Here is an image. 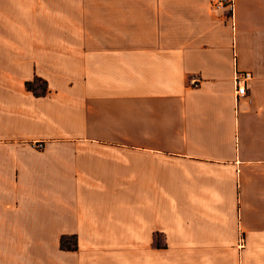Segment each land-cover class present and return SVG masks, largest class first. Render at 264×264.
<instances>
[{
    "label": "crops",
    "instance_id": "obj_1",
    "mask_svg": "<svg viewBox=\"0 0 264 264\" xmlns=\"http://www.w3.org/2000/svg\"><path fill=\"white\" fill-rule=\"evenodd\" d=\"M0 264H264V0H0Z\"/></svg>",
    "mask_w": 264,
    "mask_h": 264
},
{
    "label": "built area",
    "instance_id": "obj_2",
    "mask_svg": "<svg viewBox=\"0 0 264 264\" xmlns=\"http://www.w3.org/2000/svg\"><path fill=\"white\" fill-rule=\"evenodd\" d=\"M212 9H222L232 16L233 0H209ZM253 79L250 71H235L232 77L233 93L235 99L244 97L247 94L251 81Z\"/></svg>",
    "mask_w": 264,
    "mask_h": 264
},
{
    "label": "trees",
    "instance_id": "obj_3",
    "mask_svg": "<svg viewBox=\"0 0 264 264\" xmlns=\"http://www.w3.org/2000/svg\"><path fill=\"white\" fill-rule=\"evenodd\" d=\"M26 86H27L28 88L31 87V85L28 84V83H27ZM64 239H65V238L63 237V238H61V240H60L61 246L65 247V248H68V249H74V242H73V244H69V243L65 244Z\"/></svg>",
    "mask_w": 264,
    "mask_h": 264
},
{
    "label": "rangeland",
    "instance_id": "obj_4",
    "mask_svg": "<svg viewBox=\"0 0 264 264\" xmlns=\"http://www.w3.org/2000/svg\"><path fill=\"white\" fill-rule=\"evenodd\" d=\"M38 83V86L41 87L43 86V83L41 82H37ZM64 241H65V244L69 243V244H73V238L71 237H64Z\"/></svg>",
    "mask_w": 264,
    "mask_h": 264
}]
</instances>
